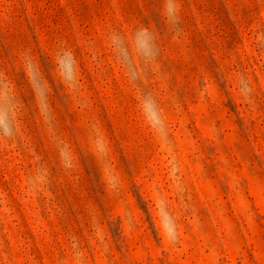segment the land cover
<instances>
[{
	"label": "rangeland",
	"instance_id": "obj_1",
	"mask_svg": "<svg viewBox=\"0 0 264 264\" xmlns=\"http://www.w3.org/2000/svg\"><path fill=\"white\" fill-rule=\"evenodd\" d=\"M0 264H264V0H0Z\"/></svg>",
	"mask_w": 264,
	"mask_h": 264
}]
</instances>
